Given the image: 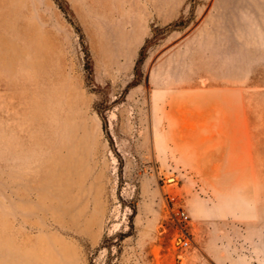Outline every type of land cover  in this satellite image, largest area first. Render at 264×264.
Wrapping results in <instances>:
<instances>
[{"label":"rangeland","instance_id":"1","mask_svg":"<svg viewBox=\"0 0 264 264\" xmlns=\"http://www.w3.org/2000/svg\"><path fill=\"white\" fill-rule=\"evenodd\" d=\"M0 264H264V0H0Z\"/></svg>","mask_w":264,"mask_h":264},{"label":"built area","instance_id":"2","mask_svg":"<svg viewBox=\"0 0 264 264\" xmlns=\"http://www.w3.org/2000/svg\"><path fill=\"white\" fill-rule=\"evenodd\" d=\"M173 220L180 231L179 244L181 247H188L192 239L188 232L187 225L189 222V214L183 207H178L173 213Z\"/></svg>","mask_w":264,"mask_h":264}]
</instances>
